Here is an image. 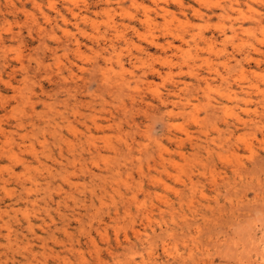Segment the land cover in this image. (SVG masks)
Instances as JSON below:
<instances>
[{
  "label": "rangeland",
  "instance_id": "rangeland-1",
  "mask_svg": "<svg viewBox=\"0 0 264 264\" xmlns=\"http://www.w3.org/2000/svg\"><path fill=\"white\" fill-rule=\"evenodd\" d=\"M0 264H264V0H0Z\"/></svg>",
  "mask_w": 264,
  "mask_h": 264
},
{
  "label": "bare ground",
  "instance_id": "bare-ground-1",
  "mask_svg": "<svg viewBox=\"0 0 264 264\" xmlns=\"http://www.w3.org/2000/svg\"><path fill=\"white\" fill-rule=\"evenodd\" d=\"M233 42V41H232Z\"/></svg>",
  "mask_w": 264,
  "mask_h": 264
}]
</instances>
